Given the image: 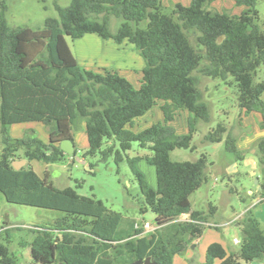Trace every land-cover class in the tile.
Here are the masks:
<instances>
[{"label": "trees", "instance_id": "obj_1", "mask_svg": "<svg viewBox=\"0 0 264 264\" xmlns=\"http://www.w3.org/2000/svg\"><path fill=\"white\" fill-rule=\"evenodd\" d=\"M212 1L175 2L170 7L162 0H69L65 6L55 1L57 17L47 16L41 27L32 28L9 25L8 0H0V192L7 202L61 212L31 227V240L20 242L29 245L32 262L130 264L149 256L157 264H173L174 255L202 234L216 207L210 205L206 212L192 209L189 197L207 180V156L170 158L175 148H193L197 123L210 121L193 72L231 75L240 110L260 113L259 126L264 129V78L255 81L257 68L264 66L257 0H234L245 7L240 14L218 11L210 7ZM112 18L120 19L114 29L110 28ZM86 33L133 44L144 59L141 84L135 87L116 71L80 65L67 37L76 39ZM158 101L163 120L132 130L133 120ZM179 109L189 113L186 133H177L169 123ZM81 119L88 142L83 158L99 154L106 161L112 156L118 164L133 141L150 149V154L125 156L142 196L140 211L155 214L158 226L154 230L143 232L135 227L134 218L108 208L99 198L78 193L75 187L55 186L30 165L31 160L65 161L59 142L72 140V130ZM22 122H41L47 140L35 135L33 128L20 137L11 136L10 125ZM226 130L218 122L203 140L223 141L233 160L240 161L243 151ZM255 145L262 178L248 197L264 198V136ZM16 158L27 163L16 169L12 165ZM140 159L155 167V187L138 168ZM229 190L237 193L232 187ZM185 213L188 219H179ZM237 224L238 250L228 253L221 243L211 242L200 264H243L264 255V228L252 207ZM7 228L3 229L8 234ZM0 264H21L1 242Z\"/></svg>", "mask_w": 264, "mask_h": 264}, {"label": "rangeland", "instance_id": "obj_2", "mask_svg": "<svg viewBox=\"0 0 264 264\" xmlns=\"http://www.w3.org/2000/svg\"><path fill=\"white\" fill-rule=\"evenodd\" d=\"M55 1L62 6L67 5L69 2V0H8L7 22L11 26L27 25L32 28H39L42 26L45 17H57V11L54 7ZM163 4L170 7L172 3L166 1ZM210 7L230 14H240L245 8L236 5L233 0H213ZM255 8L258 11L256 23L264 32V0H257ZM119 20L118 18H112L110 28L114 29ZM189 36L192 44L195 45L194 36L191 33ZM97 39L102 38L95 33H86L76 39L67 37L70 49L76 55L80 64H90L93 61L100 62L101 58H107L115 64L121 63L120 65H123L124 60L130 64H134V61H136L129 50H125L123 54H117L110 47L99 44ZM107 42L110 43L111 40H107ZM136 53L144 64L143 57L138 51ZM121 56L122 58H120ZM193 75L202 93V100L208 105L211 115L210 121L197 123L192 136L193 148H175L170 152V158L172 160H195L201 153L207 156V180L191 193L189 197L191 208L206 212L209 210L210 205H214L216 211L214 216L210 218V222H215L214 224L217 227L213 225H207L206 227L213 229L209 231H214L215 236L227 242L234 250H238L241 233L240 228L234 222L241 215L236 218L237 213H243L247 208L252 207L254 214L259 218L264 228V198L259 196L248 197L249 193L259 188L258 184L262 178L258 167L257 154L250 151L253 148L256 149V138L260 136L261 132H264L259 126L260 113L254 111L249 113L240 112L237 101L238 89L231 75H226L224 78L220 75L218 77L207 76L198 70H195ZM263 78L264 66L261 65L257 68L255 81ZM262 99L264 101V93ZM218 122L226 126V132L235 139L237 138L236 141L240 146L245 149L247 147L244 152L247 157L252 158L257 163V168L254 169L251 162L245 164L241 161L238 162L237 169H235V164L226 167V165L233 162V157L230 152L224 149L223 141L208 142L203 140L205 132ZM11 125L9 133L12 130ZM38 125H40L38 122L24 125V132L30 127L35 128L34 126L40 134L46 132L44 126L40 127ZM173 126L178 132H186V121L183 118L181 121L180 119L175 120ZM36 130L35 135H38L41 139L44 137L46 141L47 137L40 135ZM75 131L78 142L81 144L86 143L85 131L80 127L76 128ZM126 154L129 156L146 155L150 154V149L140 147L137 141H133ZM126 154H123V160L118 164L114 162L112 156L108 157L106 161L100 160L99 154L87 156L83 158L84 163H81L76 159H82V151H79L72 162H67L66 159L60 163L63 165L59 168L63 182L60 184L61 186L75 187L80 194L101 199L108 208L121 212L125 217L134 218L136 223L141 224L144 220L153 222L155 214L152 211L142 212L139 209L142 196L135 176L126 161ZM16 160L18 159L16 158ZM137 166L144 173L148 184L155 187L156 174L154 166L145 160H140ZM256 177L258 178L257 182H255ZM77 182H79V185L76 186ZM230 187L235 189L237 193L231 192ZM250 189L251 192H248ZM238 195L245 197L246 201L240 200ZM60 214L61 212L57 210L7 202L0 192V242L9 247L10 252L17 256L21 264H39L29 260L28 249L23 255L24 246L20 242L31 240V227L36 224H44ZM185 216V219H188L189 215L186 214ZM232 220H234L233 223H231ZM4 221L9 227L7 228L8 234L5 229H1ZM205 238L206 236L203 239ZM235 239L238 240V243ZM194 254L195 260L199 258V250H195ZM260 262L261 259H258L256 263ZM243 264H249V262H243Z\"/></svg>", "mask_w": 264, "mask_h": 264}, {"label": "crops", "instance_id": "obj_3", "mask_svg": "<svg viewBox=\"0 0 264 264\" xmlns=\"http://www.w3.org/2000/svg\"><path fill=\"white\" fill-rule=\"evenodd\" d=\"M166 1H168V3L169 2L170 3L180 2L183 5H188L189 2H190V0H166ZM166 1L162 0V3H166ZM233 2H234V0H233ZM98 37H100V36L98 35ZM100 38H102V37H100ZM103 40H105V41H103ZM107 40H111V42L109 43V42H107ZM97 41L102 46L110 47L111 50H113L117 54H123L125 50H129L133 54V56H134L136 61H134V64H130L129 62H126L124 60L123 61V65H120L121 63L120 64L119 63L115 64L114 62H110V60H108L107 58H101V60H99L100 62L93 61L90 64L82 65V64H80V62H79L78 58L76 57V55L72 52L74 54L76 60L78 61V63L80 65L86 67V68L93 69V70H102L104 68V69H107V70H110V71H116L117 73L125 76L135 87H138L141 84V81H142V68H143L144 64H143L142 59L136 53L138 51L137 48L133 44L128 42L127 40H123L122 42L117 43V42H115L114 40H112L110 38H107V39L102 38V39H97ZM135 50H137V51H135ZM120 58H122V56ZM92 66H95V67H92ZM160 103L161 102L158 101L155 105H153L144 114H142L141 116L135 118L133 120L130 128L132 130H134V131H138V130H140L142 128H145V127L151 125L154 122L162 121L163 120V114H162V111L160 109ZM240 112L242 113L244 111L240 110ZM188 114L189 113H188L187 110L179 109V110L176 111L173 120H171L169 123L173 126V122L175 120L180 119V121H181L182 118H183L186 121V132H187V117H188ZM259 116H260V114H259ZM260 118H261V116H260ZM31 123L32 122H22V123H14V124H12L11 125L12 130L10 131V135L14 136V137L22 136L23 132H24V128H25L24 125L31 124ZM38 123L40 124L38 126H40V127L43 126V124L41 122H38ZM34 127L35 128H33V129L36 130V126H34ZM79 127L85 131L84 120H82V119L79 120L77 126L72 130V142H73V145H74L73 152L75 151V155L78 154L79 151H83L84 149H86L87 145H88L87 137H86V143L81 144V143L78 142V140H77L78 138L76 136L75 129L79 128ZM30 128H32V127H30ZM36 132H37V130H36ZM176 132L177 133H186V132H178L177 130H176ZM37 133H39V132H37ZM40 135H44L45 137H47V133L46 132H42ZM263 136H264V132H261L260 136H258L256 138V140L258 138H260V137H263ZM44 139L45 138L43 137V140ZM236 140H237V138H236ZM236 145L241 151H243V159L240 160V161L245 163V164L251 162L252 166L254 167V169L257 168V163L252 158L247 157L245 152H244L247 149V147H246V149L243 148V146H240L237 143V141H236ZM255 150L256 149L253 148L250 151L251 152H256ZM65 154L67 156V162H72L73 161L72 159L75 160V156L73 158V154H70V153H67V152H65ZM81 158L83 159V157H81ZM17 159H18V163L20 164L22 162L21 159H25V158H17ZM140 160H144V159H140ZM15 161H16V159L13 162H15ZM238 162L239 161H234L233 160V162L230 163L229 165H226V167H229V166L235 164V169H237ZM26 163H27V160H26ZM29 163L32 166V168L40 176H45L48 180L52 181L54 183V185L57 186V187H63L60 184V183H63L62 180H61V176H60L61 172H60V169H59V168H61V166H63V165L60 164L61 162L45 163V162L40 161V160H31ZM248 192H251V189L248 190ZM185 215H186V213L182 214L179 217V219H185L186 218ZM239 215H242V213H237V215L235 217L237 218ZM258 220H259V218H258ZM151 223L156 224L155 221H153ZM208 223H213V222H208ZM231 223H233V222H231ZM260 223H261V221H260ZM234 224L238 225L237 221H235ZM261 226H262V224H261ZM5 227H8V224H6L3 227H1V229L5 228ZM209 230H213V229H210L209 227H206L199 237L193 238L178 254H175L174 257H173V264H200L204 260L205 250H206L207 245L209 243L215 242V241L221 243L222 246L225 248V250L228 253L236 251L233 248H231V246L227 242L219 239L218 236H215L214 235V231H209ZM205 236H206V238L203 239ZM26 249H28V258L31 261L29 245L24 247L23 255L25 254ZM195 250H199V252H200L199 258H197L196 260H195V256H194L195 255L194 254ZM258 259H261L260 263H256ZM249 264H264V255L262 257H260V258H256V259L250 261Z\"/></svg>", "mask_w": 264, "mask_h": 264}, {"label": "water", "instance_id": "obj_4", "mask_svg": "<svg viewBox=\"0 0 264 264\" xmlns=\"http://www.w3.org/2000/svg\"><path fill=\"white\" fill-rule=\"evenodd\" d=\"M59 147L67 152V153H70V154H73V142L71 139L69 138H66V139H62L60 142H59ZM76 158V157H75ZM77 160L81 161V163H84V160L83 159H80V158H76ZM21 163L19 164L18 163V160H16L15 162H12V165L14 168L18 169L20 168L21 166L25 165L26 163V159H21ZM258 181V178L256 177L255 179V182ZM130 264H157L155 261L151 260V258L149 256L145 257L144 259L142 258H139V259H136L134 261H132Z\"/></svg>", "mask_w": 264, "mask_h": 264}, {"label": "built area", "instance_id": "obj_5", "mask_svg": "<svg viewBox=\"0 0 264 264\" xmlns=\"http://www.w3.org/2000/svg\"><path fill=\"white\" fill-rule=\"evenodd\" d=\"M234 220H232L231 222H233ZM206 225H213V226H216L215 224L213 223H206ZM158 225L157 224H153L151 223L150 221H146L144 220L141 224L139 223H135V227H140L142 229L143 232H146V231H152L154 230ZM236 242H238L237 239H235Z\"/></svg>", "mask_w": 264, "mask_h": 264}]
</instances>
